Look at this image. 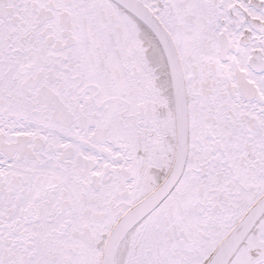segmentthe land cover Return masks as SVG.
Instances as JSON below:
<instances>
[{"label":"snow or ice","instance_id":"snow-or-ice-1","mask_svg":"<svg viewBox=\"0 0 264 264\" xmlns=\"http://www.w3.org/2000/svg\"><path fill=\"white\" fill-rule=\"evenodd\" d=\"M0 264H264V0H0Z\"/></svg>","mask_w":264,"mask_h":264}]
</instances>
